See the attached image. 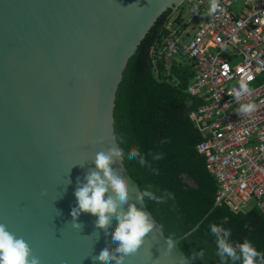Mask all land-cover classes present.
I'll list each match as a JSON object with an SVG mask.
<instances>
[{
  "label": "water",
  "instance_id": "1",
  "mask_svg": "<svg viewBox=\"0 0 264 264\" xmlns=\"http://www.w3.org/2000/svg\"><path fill=\"white\" fill-rule=\"evenodd\" d=\"M185 1L0 0V224L41 264H100L102 246L116 247L115 218L107 234L90 213L79 216L81 230L73 228L77 178L84 181L97 153L115 142L117 92L130 58L158 19ZM113 166L135 202L138 182L119 160ZM155 222L125 264L184 260L183 237L166 254L167 236Z\"/></svg>",
  "mask_w": 264,
  "mask_h": 264
},
{
  "label": "trees",
  "instance_id": "2",
  "mask_svg": "<svg viewBox=\"0 0 264 264\" xmlns=\"http://www.w3.org/2000/svg\"><path fill=\"white\" fill-rule=\"evenodd\" d=\"M170 12L158 19L130 58L114 112L117 136L124 137L127 145H138L144 153L163 152L164 159L154 162L159 175L135 162L125 165L140 188L152 185L155 191L175 194V199L164 204L148 201L147 207L167 237H183L180 248L186 256L191 249H203L207 264H220L209 225L222 221L223 227L231 229L233 241L248 239L264 252V211L254 205L235 212L225 201L218 202L219 183L207 167V156L197 149L203 137L191 114L203 100L187 92L193 65L176 58L170 69L163 61L158 73L153 69L150 49L154 44L161 47L171 32ZM161 139L166 142L161 144Z\"/></svg>",
  "mask_w": 264,
  "mask_h": 264
},
{
  "label": "built area",
  "instance_id": "3",
  "mask_svg": "<svg viewBox=\"0 0 264 264\" xmlns=\"http://www.w3.org/2000/svg\"><path fill=\"white\" fill-rule=\"evenodd\" d=\"M219 3L224 11L206 18L189 44L180 42L185 40L182 30L171 31L161 47L152 45L151 62L156 73L161 61L166 69L177 57L191 62L194 76L187 92L203 100L191 114L203 137L197 149L207 156V167L219 183L218 202L241 212L254 200L264 211V0ZM246 77L252 78V92L240 102L258 107L240 117L239 103L230 93Z\"/></svg>",
  "mask_w": 264,
  "mask_h": 264
},
{
  "label": "clouds",
  "instance_id": "4",
  "mask_svg": "<svg viewBox=\"0 0 264 264\" xmlns=\"http://www.w3.org/2000/svg\"><path fill=\"white\" fill-rule=\"evenodd\" d=\"M223 11L219 0H209L206 12L208 17L217 16ZM251 79L241 78L238 86L230 93L234 101L239 103L236 113L240 117L251 115L258 107L253 101L240 102L242 97L252 92ZM165 142L163 139L160 141L161 144ZM162 159L163 152L144 153L138 145H127L124 137L117 136L114 143L97 153L94 159L95 167L86 174L84 181L77 178L78 187L74 191L77 206L71 211L73 228L81 230L82 225L77 222L81 213L96 216V227L103 229L105 234L108 233L113 218L117 221L111 231V239L116 247L110 248L105 244L95 256V261L100 264H125V258L137 252L145 237L154 229H158L152 214L137 207V204L146 206L148 201L164 204L175 199L173 192H158L153 190L152 185H146L137 188L135 202H130L128 179L113 166L115 161L119 160L122 166L125 162H135L141 167H146L151 174L159 175L160 170L154 166V162ZM223 223L222 221L220 224L209 225L210 235L216 246L215 255L220 264H264V252L259 251L248 239L243 242L233 241L231 229L223 227ZM165 242V253L170 254L174 247V237H165ZM206 256V250L191 249L181 264H194L197 260L207 264ZM0 264H41V260L32 253L22 237L18 238L6 225L0 224Z\"/></svg>",
  "mask_w": 264,
  "mask_h": 264
},
{
  "label": "rangeland",
  "instance_id": "5",
  "mask_svg": "<svg viewBox=\"0 0 264 264\" xmlns=\"http://www.w3.org/2000/svg\"><path fill=\"white\" fill-rule=\"evenodd\" d=\"M207 4L208 3L199 2L198 0H186L183 5L170 16L168 27L172 32H180L185 28V40L179 39L182 44H189L196 29L205 22L206 18H209L206 15ZM193 9H196V11L194 12ZM232 63L234 64L235 61ZM254 204V200L250 201L247 209L252 208Z\"/></svg>",
  "mask_w": 264,
  "mask_h": 264
},
{
  "label": "crops",
  "instance_id": "6",
  "mask_svg": "<svg viewBox=\"0 0 264 264\" xmlns=\"http://www.w3.org/2000/svg\"><path fill=\"white\" fill-rule=\"evenodd\" d=\"M184 29H185V28H183L182 30H184ZM177 59L180 60L181 57H177ZM186 60L189 61L188 59H186ZM189 62H190V61H189ZM190 63H191V62H190ZM190 63H189V64H190Z\"/></svg>",
  "mask_w": 264,
  "mask_h": 264
},
{
  "label": "flooded vegetation",
  "instance_id": "7",
  "mask_svg": "<svg viewBox=\"0 0 264 264\" xmlns=\"http://www.w3.org/2000/svg\"><path fill=\"white\" fill-rule=\"evenodd\" d=\"M172 15V11L170 12V15H169V17Z\"/></svg>",
  "mask_w": 264,
  "mask_h": 264
}]
</instances>
